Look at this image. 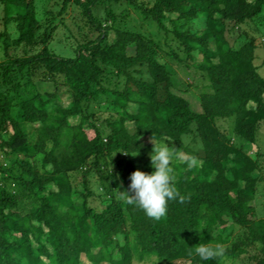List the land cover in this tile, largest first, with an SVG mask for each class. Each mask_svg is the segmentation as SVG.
<instances>
[{
    "label": "trees",
    "instance_id": "trees-1",
    "mask_svg": "<svg viewBox=\"0 0 264 264\" xmlns=\"http://www.w3.org/2000/svg\"><path fill=\"white\" fill-rule=\"evenodd\" d=\"M0 4V264H221L252 247L264 264V74L257 36L234 37L264 24V0ZM170 60L201 72L186 90L199 109L174 92ZM161 135L189 157L173 165L183 202L155 220L122 191L154 171L137 156ZM201 243L223 251L202 260Z\"/></svg>",
    "mask_w": 264,
    "mask_h": 264
},
{
    "label": "rangeland",
    "instance_id": "rangeland-1",
    "mask_svg": "<svg viewBox=\"0 0 264 264\" xmlns=\"http://www.w3.org/2000/svg\"><path fill=\"white\" fill-rule=\"evenodd\" d=\"M53 8H56L55 6ZM76 12H78L76 10ZM4 16V8L3 5L0 4V29L3 28V21L2 18ZM134 25L137 26L139 23L137 21H133ZM194 30H202L204 27V21L197 19L194 22ZM257 27V28H255ZM264 24L260 21L257 20L254 23H247L244 24V26H241L240 28H238V30L234 33V37H237L239 35V33H242L244 30H249L251 31L255 36H257V44H258V49L256 50V63L257 65L260 67V72L262 74H264ZM258 28H260V30L263 32H259ZM149 31H151L154 34L158 33V30L156 27H150ZM242 41L244 39L240 38ZM0 58H1V52H0ZM197 60L199 62H201V57L197 58ZM186 62H178V61H172L170 60L169 62V72L172 76L173 82L175 84V88L173 89L174 92H176L177 94L183 95L189 99H192V104L194 106L195 109H199L198 104H196V101L194 99V95L190 92V91H186L187 87L189 86V83H192L193 85H199L200 81L198 80L199 77L201 76V72L198 71L197 68H193L191 72H189L186 67H185ZM205 82V81H204ZM203 83V81H202ZM196 87V86H195ZM194 88V87H193ZM193 92V91H192ZM196 94H198V92H196ZM63 103L67 104L68 103V98L66 95L63 96ZM108 105L104 104V103H98V109L100 108H106ZM107 115V114H103V117ZM222 121V124L227 132V135H229V137L233 140V141H239L237 140V137L235 136V134L233 133V128L232 126L227 123ZM222 126V127H223ZM222 128V129H224ZM166 143H168V145L170 147H173L174 149H176L178 152L176 158L174 159L173 163H172V167L174 165V163L176 162H183L185 161L188 157H189V153H185V152H181V150L176 146V144L172 141V140H166ZM191 145H195V144H191ZM153 147H154V142H152L151 145H149L146 149L143 150V152L138 154V167L140 169H145L149 166H152V161H151V157L150 154L153 151ZM254 151H262L264 152V128L260 133V141L258 145H255L254 147ZM199 154L202 153V151H198ZM153 167V166H152ZM92 205L95 207H98L100 210L105 208V205L103 203H101L100 201H92ZM257 208L259 211V216L264 217V184L261 186L258 195H257ZM243 231L242 230H238L237 233H235L233 235L232 240L228 243L223 245V247L225 246H229L231 247L232 244L234 242H236L237 240H239L238 238L242 236L243 238ZM260 247V245H258ZM224 249V248H223ZM258 247H252L250 248L248 253H245L241 256H236V257H230V256H224V259L221 261V264H253L254 260L256 258V256L258 255ZM97 250V249H96ZM83 261L86 264H92L90 258H88L86 255L83 256ZM107 264V263H105ZM136 264L137 263L136 261Z\"/></svg>",
    "mask_w": 264,
    "mask_h": 264
},
{
    "label": "clouds",
    "instance_id": "clouds-1",
    "mask_svg": "<svg viewBox=\"0 0 264 264\" xmlns=\"http://www.w3.org/2000/svg\"><path fill=\"white\" fill-rule=\"evenodd\" d=\"M166 140L170 139L164 135L154 139L153 151L150 154L154 171L151 174L139 169L131 174L129 189L134 195L122 191L129 204L138 205L149 218L155 220L166 216L169 201L179 197L183 202V197H180L175 187L174 169L171 166L179 151L170 147ZM222 251L219 248L214 250L204 243L196 248V254L202 260H210Z\"/></svg>",
    "mask_w": 264,
    "mask_h": 264
}]
</instances>
